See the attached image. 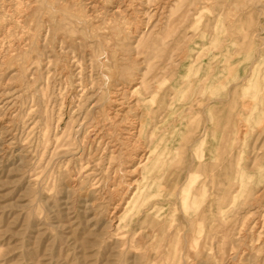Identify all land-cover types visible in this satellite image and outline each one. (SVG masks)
<instances>
[{
	"label": "rangeland",
	"instance_id": "obj_1",
	"mask_svg": "<svg viewBox=\"0 0 264 264\" xmlns=\"http://www.w3.org/2000/svg\"><path fill=\"white\" fill-rule=\"evenodd\" d=\"M0 264H264V0H0Z\"/></svg>",
	"mask_w": 264,
	"mask_h": 264
}]
</instances>
